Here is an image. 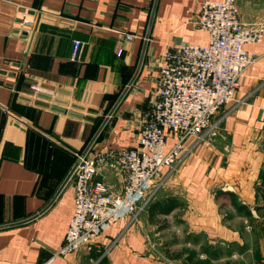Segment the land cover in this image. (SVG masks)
Returning <instances> with one entry per match:
<instances>
[{"label": "crops", "instance_id": "1", "mask_svg": "<svg viewBox=\"0 0 264 264\" xmlns=\"http://www.w3.org/2000/svg\"><path fill=\"white\" fill-rule=\"evenodd\" d=\"M204 1L0 0V264H42L63 246L75 207L73 182L60 188L74 154L102 126L90 154L136 147L163 50L208 43L195 25ZM237 8L244 24L264 23V0H237ZM126 34L135 38L124 40ZM74 40L83 43L79 61L71 60ZM245 50L257 60L235 102L213 118L214 131L187 139L186 155L163 169L164 184L138 221L120 220L92 251L50 264H184L160 260L150 248L163 215L152 222L148 207L167 197L179 204L169 215L203 219L206 237L242 245L241 228L223 220L247 219L233 208L221 212L217 191L233 192L251 210L264 264V215L255 209L264 206V40ZM35 83L44 90L34 91ZM174 141L169 135L167 144ZM96 179L121 190L120 168L102 166Z\"/></svg>", "mask_w": 264, "mask_h": 264}, {"label": "built area", "instance_id": "2", "mask_svg": "<svg viewBox=\"0 0 264 264\" xmlns=\"http://www.w3.org/2000/svg\"><path fill=\"white\" fill-rule=\"evenodd\" d=\"M195 25L207 32L208 43L168 45L163 50L152 108L143 119L136 147L90 154L92 145L76 154L70 178L75 207L65 243L42 264L80 250L92 251L96 239L118 221H138L164 184L163 169L182 160L187 139L214 131L215 115L235 102L242 78L257 60L245 46L264 40V23L241 22L237 0H207ZM133 38L124 36L127 41ZM82 50L83 43L74 40L71 60L79 61ZM32 89L44 90L39 83ZM169 135L175 140L170 146ZM102 166L120 168V191L96 179Z\"/></svg>", "mask_w": 264, "mask_h": 264}, {"label": "rangeland", "instance_id": "3", "mask_svg": "<svg viewBox=\"0 0 264 264\" xmlns=\"http://www.w3.org/2000/svg\"><path fill=\"white\" fill-rule=\"evenodd\" d=\"M226 182L230 183L228 180ZM219 192L217 191L215 195L219 209L229 215L232 213L229 198L226 195H220ZM261 210V214L264 215V206ZM211 221L212 219H209V223ZM223 221L228 227L241 228L242 245L238 246L220 239L215 241L214 238L206 237L202 230L204 229L203 219L194 217L184 220L180 214H172L160 217L155 225L150 236L151 251L160 260L167 259L175 263L183 260L172 259L170 256L186 250L197 252L202 260L209 257L210 264H260L261 258L254 224L249 223L248 220L229 219L226 216ZM214 256H218L216 260L213 259Z\"/></svg>", "mask_w": 264, "mask_h": 264}, {"label": "trees", "instance_id": "4", "mask_svg": "<svg viewBox=\"0 0 264 264\" xmlns=\"http://www.w3.org/2000/svg\"><path fill=\"white\" fill-rule=\"evenodd\" d=\"M76 160V155L74 154V162ZM260 193L264 196V189L259 190ZM220 195H226L229 198V201L231 203V206L233 209H235L236 213L239 214L242 217H245L249 223H253L254 217L252 215L251 210L246 206L241 204L236 195L233 192H224L220 191ZM178 202L173 197H167L162 200L154 201L150 206L148 207L149 215L151 216V221H153V216L156 215H169L175 208L178 207ZM257 213H262L261 207L255 208ZM158 223V222H157ZM172 259H182L184 264H210L209 257L206 260H202L199 258V254L195 251H186L182 250V252L170 256ZM218 256H214V260L217 259Z\"/></svg>", "mask_w": 264, "mask_h": 264}, {"label": "water", "instance_id": "5", "mask_svg": "<svg viewBox=\"0 0 264 264\" xmlns=\"http://www.w3.org/2000/svg\"><path fill=\"white\" fill-rule=\"evenodd\" d=\"M154 12H155V10H153V14H152V19H153V16H154ZM152 19H151V23H152ZM150 23V24H151ZM150 29V28H149ZM147 38H149V33H148V35H147ZM141 64H142V60H141V63H140V66H141ZM133 81H134V79H133ZM133 81L132 82H130V85L129 86H131L132 85V83H133ZM129 87H127L126 88V90L128 89ZM113 111H114V109L111 111V113H110V115L109 116H111L112 115V113H113ZM107 121V120H106ZM106 123V122H105ZM105 125V124H104ZM102 128H103V126L100 128V130L96 133V135L94 136V138L91 140V142L88 144V146H87V148H86V152L89 150V148L93 145V143L95 142V140H96V138L98 137V135H99V133H100V131L102 130ZM75 168V167H74ZM74 168L70 171V173L68 174V176H67V178L65 179V181H64V183L62 184V186H61V188H60V191L63 189V187L67 184V182L70 180V178H71V176H72V174H73V172H74ZM59 191V192H60Z\"/></svg>", "mask_w": 264, "mask_h": 264}]
</instances>
